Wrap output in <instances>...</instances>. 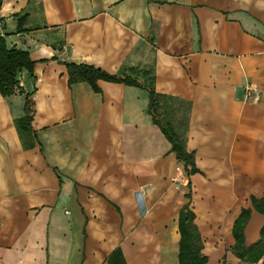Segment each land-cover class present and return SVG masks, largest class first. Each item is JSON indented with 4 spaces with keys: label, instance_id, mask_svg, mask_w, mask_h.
Masks as SVG:
<instances>
[{
    "label": "crops",
    "instance_id": "crops-1",
    "mask_svg": "<svg viewBox=\"0 0 264 264\" xmlns=\"http://www.w3.org/2000/svg\"><path fill=\"white\" fill-rule=\"evenodd\" d=\"M0 35L36 62L23 93L0 92V264H110L119 248L125 264H180L189 202L207 264H248L233 227L264 196V0H2ZM67 63L131 73L166 112L187 106L201 172L180 186L146 87L70 85ZM263 226L253 209L247 245Z\"/></svg>",
    "mask_w": 264,
    "mask_h": 264
},
{
    "label": "trees",
    "instance_id": "trees-1",
    "mask_svg": "<svg viewBox=\"0 0 264 264\" xmlns=\"http://www.w3.org/2000/svg\"><path fill=\"white\" fill-rule=\"evenodd\" d=\"M2 0H0V7ZM19 30H22L23 17L19 19ZM36 62L32 60L29 52L18 49L16 47H9L3 36L0 35V92L4 96H10L17 93L19 85L18 76L23 70H27L31 75H34ZM69 72L70 85L78 82H88L97 91L99 90L98 81L108 80L112 82L125 83L128 85L146 87L150 93L149 113L152 115L153 121L158 125L167 139L172 144L171 151L176 154L177 159L184 164L185 170L189 176L200 173V169L196 164L195 151L187 149L186 135L181 132L172 121L165 119L170 112L163 110L162 100L164 96L156 91L152 85H144L138 78L131 73L110 74L104 70L86 65L67 63ZM23 93V90H20ZM33 101L26 98L25 115L17 120V126L21 134L34 133L33 122ZM183 115L185 122L188 123V111ZM33 142H29L27 146H33ZM190 182L188 183V185ZM191 194L187 198L191 199ZM252 207L243 208L241 214L236 219L233 227L235 237V244L232 248L233 253L242 261L248 264H258L263 260L264 264V226L261 229L260 239L252 244H246L245 229L250 220L252 210H256L264 214V196L252 197ZM196 214L187 203L180 211L179 215V229H180V264H207L208 257L203 253V239L198 226L195 223ZM110 264H125L122 258L121 249H117L109 258Z\"/></svg>",
    "mask_w": 264,
    "mask_h": 264
},
{
    "label": "rangeland",
    "instance_id": "rangeland-1",
    "mask_svg": "<svg viewBox=\"0 0 264 264\" xmlns=\"http://www.w3.org/2000/svg\"><path fill=\"white\" fill-rule=\"evenodd\" d=\"M185 109H177V110H174L173 112H170L168 116H165V119L169 120V121H172L174 123V125H176L178 127V129L183 132L185 135H186V131L188 129V123H184L187 118H184V113L186 111H184ZM189 121V119H188ZM181 171L178 172L179 173V183H180V186H184V185H187L188 186V183L190 181L189 179V175L187 174L186 170H185V167H184V164L182 163L181 164ZM182 178L183 180L186 179L183 183L182 182Z\"/></svg>",
    "mask_w": 264,
    "mask_h": 264
},
{
    "label": "built area",
    "instance_id": "built-area-1",
    "mask_svg": "<svg viewBox=\"0 0 264 264\" xmlns=\"http://www.w3.org/2000/svg\"><path fill=\"white\" fill-rule=\"evenodd\" d=\"M20 90H22V87L20 86V85H18V87H17V93H21L20 92ZM247 91H248V94H250L251 95V93H252V90H251V88L249 87V88H247ZM182 167H180V168H178V172H180L182 169H181Z\"/></svg>",
    "mask_w": 264,
    "mask_h": 264
}]
</instances>
